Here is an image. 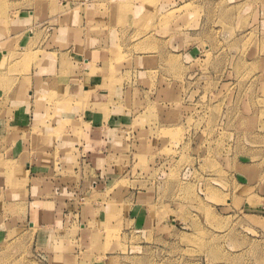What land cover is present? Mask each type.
I'll list each match as a JSON object with an SVG mask.
<instances>
[{"label": "rangeland", "instance_id": "obj_1", "mask_svg": "<svg viewBox=\"0 0 264 264\" xmlns=\"http://www.w3.org/2000/svg\"><path fill=\"white\" fill-rule=\"evenodd\" d=\"M57 1L79 8L82 31L100 37L87 48L106 50L107 60L90 76L105 75V114L125 123L109 133L108 181L95 191L79 135L31 131L38 140L25 139L26 151L49 154L50 166L33 190L64 204L62 221L52 237L26 226L2 238L0 264H49L53 251L75 248L78 264H264V0H49L27 25L69 14ZM76 105L81 120L84 103ZM44 112L54 122L55 110ZM0 118L8 121L7 109ZM7 133L0 128L6 162Z\"/></svg>", "mask_w": 264, "mask_h": 264}, {"label": "crops", "instance_id": "obj_2", "mask_svg": "<svg viewBox=\"0 0 264 264\" xmlns=\"http://www.w3.org/2000/svg\"><path fill=\"white\" fill-rule=\"evenodd\" d=\"M35 1L37 6L32 3L31 7L11 13L5 11L4 7L0 8V108L7 109L8 113V121L0 118V128L8 129L11 133H7V137L14 142L8 151L12 160L0 161V241L15 233L20 235L26 226L47 232L43 238L52 237L51 233L62 221L64 204L47 198L41 189L38 193L33 190L36 188L35 183L40 180L38 174H45L50 169L49 154H32L25 149L24 140L30 138L35 127L44 140H48L53 133L58 134V128L60 140L72 141L79 135L82 147L78 148L84 152L82 156L95 168L97 174L96 182L92 183L95 191L108 181L104 174V160L109 133L116 123H125L105 114L104 108L109 104V92L104 88L105 75L90 76V73L96 71L92 67L93 63L103 64L107 60V51L98 47L87 48L88 44L99 43L100 37H90L85 30L82 31L79 8L73 3L60 4L57 1L54 5L56 9H63L69 4V14L62 11L60 15L45 20L38 18L27 25L28 19L35 17V10L42 14L53 3L49 0ZM0 2L10 7L16 4L14 0ZM94 34L98 35V32ZM36 36L40 37L39 46L28 52L27 45ZM21 37L23 40L17 49L14 42ZM20 54L24 57L22 61ZM22 62H27L29 66L15 67L16 63ZM79 100L84 103L81 120L74 112L78 109L76 103ZM53 109L56 117L51 118L54 122H50L47 117L44 118L47 115L44 111ZM63 113L67 114L70 121L68 124L64 123ZM30 139L38 140L34 135ZM2 153L0 150V155L6 154ZM24 173H27L23 179L26 185L17 192H10L11 186L17 189ZM88 232L83 230L80 236L87 237ZM59 239H52L54 248L59 245L62 247V239ZM43 241L45 243L48 240ZM87 251H90V245ZM75 253L78 254L76 248L72 253L64 252L63 249L53 251L48 257L49 264H78L80 261ZM75 258H78L76 263Z\"/></svg>", "mask_w": 264, "mask_h": 264}, {"label": "bare ground", "instance_id": "obj_3", "mask_svg": "<svg viewBox=\"0 0 264 264\" xmlns=\"http://www.w3.org/2000/svg\"><path fill=\"white\" fill-rule=\"evenodd\" d=\"M13 86V85H12ZM38 133V132H37Z\"/></svg>", "mask_w": 264, "mask_h": 264}]
</instances>
